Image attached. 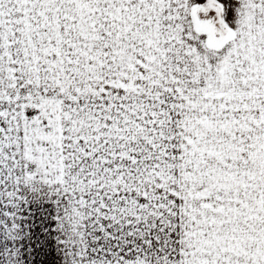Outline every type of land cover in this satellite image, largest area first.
<instances>
[{"label":"snow or ice","instance_id":"snow-or-ice-1","mask_svg":"<svg viewBox=\"0 0 264 264\" xmlns=\"http://www.w3.org/2000/svg\"><path fill=\"white\" fill-rule=\"evenodd\" d=\"M0 264H264V0H0Z\"/></svg>","mask_w":264,"mask_h":264}]
</instances>
